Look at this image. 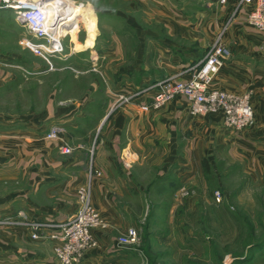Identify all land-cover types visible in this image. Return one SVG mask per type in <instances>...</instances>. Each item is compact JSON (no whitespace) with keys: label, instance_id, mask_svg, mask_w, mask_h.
<instances>
[{"label":"crops","instance_id":"1","mask_svg":"<svg viewBox=\"0 0 264 264\" xmlns=\"http://www.w3.org/2000/svg\"><path fill=\"white\" fill-rule=\"evenodd\" d=\"M238 1L205 0L206 6L193 15L163 2L144 25L128 23L132 31L128 38L117 34L102 42L97 36L95 44L77 57L68 54L62 67L75 64L86 74L72 73L52 81L56 74L39 77L38 84L50 80L44 105L20 111L9 110L2 101L7 100L10 86L20 91L26 81L3 68L24 65L20 42L25 33L10 11L0 9L1 25L11 30L8 41L0 34V219L19 212L40 221L74 216L81 208L79 191L87 185L93 162L101 176L94 178L92 200L108 227L93 231L98 246L87 250L80 264H134L132 247L122 246L116 235L135 228L122 211H130V197L139 193L131 170L151 156L146 155V148L156 145L162 149L161 163L175 166L177 183L182 186L195 183L202 163L212 162L218 149L228 157L246 152L263 169L264 34L248 27L243 17L226 34L231 57L214 79L213 88L236 95L252 92L253 127L239 132L228 129L222 113L193 116L182 97L159 110L144 111L154 91L111 111L118 93L141 91L204 59ZM94 18L87 22L92 37ZM32 66L42 74L52 72L47 63ZM65 89L76 92L64 95ZM59 125L66 130L62 140H47L46 134ZM65 144L74 149L71 154L62 153ZM126 151L134 156L132 168L123 163ZM173 233L177 241L179 235ZM57 245L56 241L33 240L27 228L0 227V264H58ZM263 254L257 252L249 262L246 255L231 262L252 264Z\"/></svg>","mask_w":264,"mask_h":264},{"label":"rangeland","instance_id":"2","mask_svg":"<svg viewBox=\"0 0 264 264\" xmlns=\"http://www.w3.org/2000/svg\"><path fill=\"white\" fill-rule=\"evenodd\" d=\"M57 1L68 3V9L64 5L60 8L61 13L68 14L58 29L62 28L61 33L67 34L63 46L74 58L82 49L92 47L97 36L102 42H108L117 34L128 38L132 34L127 28L128 23L144 25L163 2L189 15L206 6L205 0ZM92 15L95 17L93 37L87 25ZM18 25L24 29V39H33V34L24 25ZM69 26L71 29H66ZM1 33L6 41L11 37V30L0 23ZM24 50V65L14 63L3 68L26 81L22 90L10 86L5 93L8 98L2 105L8 106L9 110L42 108L46 94L51 91L50 80L62 79L72 73L76 76L86 74L75 64L63 69L64 62L58 59H54L58 70L50 75L42 74L32 64L45 65L46 62L29 49ZM54 74L56 76L50 80L37 83L39 77L49 78ZM65 91L64 95L76 92L74 89ZM161 150L156 145L146 148V155L151 156L131 170L137 178L139 193L130 197V211H122V214L139 230V243L132 247L134 264H236L235 260L231 261L245 255L250 258L260 251L264 253V167L257 166L256 158L241 150L238 155L228 157L218 149L212 162L205 160L202 163L200 177L195 183L182 186L177 183L175 166L166 167L161 163ZM182 189H187L189 195L181 196ZM174 231L179 235L177 241L174 233L171 235ZM121 234L116 235L117 239ZM263 255L252 264H264Z\"/></svg>","mask_w":264,"mask_h":264},{"label":"built area","instance_id":"3","mask_svg":"<svg viewBox=\"0 0 264 264\" xmlns=\"http://www.w3.org/2000/svg\"><path fill=\"white\" fill-rule=\"evenodd\" d=\"M51 2L49 0H2L0 8L12 11L15 21L24 25L33 34V39H24L21 45L43 59L50 71H56L58 68L55 66L54 59L68 60V54L63 46L67 34H60L61 31L57 30V26H51L49 21ZM242 17L248 27L264 34V0H239L204 59L141 91L118 93L111 111L122 109L132 104L138 97L154 91L151 102L142 107L144 111L159 110L175 98L182 97L189 103L190 114L193 116L222 113L224 124L228 129L239 132L253 127L256 119L252 105V92L236 95L213 88L214 79L231 57V50L225 44L226 34ZM58 18L57 20L60 19ZM65 68L68 67L63 69ZM65 133L63 126H53L46 134V139L60 141ZM73 150L68 144L62 146L64 154H71ZM122 160L127 168L133 167L135 160L131 152L126 151ZM99 176L101 172L94 168L92 162L87 185L79 191L81 208L67 220H32L26 213L19 212L15 216L0 219V227L27 228L31 231L33 240L56 241L58 245L55 248V256L58 264H80L85 252L98 246L93 231L108 227L92 200L93 181ZM180 195L188 196L189 192L187 189H182ZM139 239V230L130 228L117 240L122 246L134 247L139 243Z\"/></svg>","mask_w":264,"mask_h":264},{"label":"bare ground","instance_id":"4","mask_svg":"<svg viewBox=\"0 0 264 264\" xmlns=\"http://www.w3.org/2000/svg\"><path fill=\"white\" fill-rule=\"evenodd\" d=\"M51 4L50 5V11H49V21H50V24L52 27H56L57 26V30L58 29V24H59V21L61 22L62 19L64 18V16L68 13H61V7H63V5L65 6L66 9H68V3L65 2V1H57V0H51ZM56 11H60V12H56ZM57 17H59L57 20ZM65 28V27H63ZM62 28H60V31H61ZM61 33V32H60Z\"/></svg>","mask_w":264,"mask_h":264},{"label":"trees","instance_id":"5","mask_svg":"<svg viewBox=\"0 0 264 264\" xmlns=\"http://www.w3.org/2000/svg\"><path fill=\"white\" fill-rule=\"evenodd\" d=\"M253 256L254 255H252L250 258L246 256L245 260L249 262L253 258ZM236 263H241V261H236Z\"/></svg>","mask_w":264,"mask_h":264}]
</instances>
